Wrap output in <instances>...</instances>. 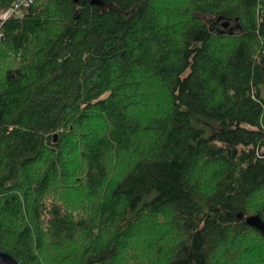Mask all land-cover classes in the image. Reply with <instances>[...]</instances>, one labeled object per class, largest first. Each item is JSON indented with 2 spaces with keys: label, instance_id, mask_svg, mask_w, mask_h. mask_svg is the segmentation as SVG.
<instances>
[{
  "label": "trees",
  "instance_id": "obj_1",
  "mask_svg": "<svg viewBox=\"0 0 264 264\" xmlns=\"http://www.w3.org/2000/svg\"><path fill=\"white\" fill-rule=\"evenodd\" d=\"M93 1L4 23L0 249L264 264V0Z\"/></svg>",
  "mask_w": 264,
  "mask_h": 264
},
{
  "label": "water",
  "instance_id": "obj_2",
  "mask_svg": "<svg viewBox=\"0 0 264 264\" xmlns=\"http://www.w3.org/2000/svg\"><path fill=\"white\" fill-rule=\"evenodd\" d=\"M93 3L99 4V5L102 4L98 0H94ZM224 26L228 27L229 22H225ZM238 217L240 219H244L248 225L255 227L256 229H258L259 231H261L264 234V220L260 217V215L255 214V215H250V216L246 217L243 213H239ZM0 264H22V263L20 261H18L10 253L5 252V251L0 249Z\"/></svg>",
  "mask_w": 264,
  "mask_h": 264
},
{
  "label": "built area",
  "instance_id": "obj_3",
  "mask_svg": "<svg viewBox=\"0 0 264 264\" xmlns=\"http://www.w3.org/2000/svg\"><path fill=\"white\" fill-rule=\"evenodd\" d=\"M35 0H14L11 5L0 12V41L4 37L3 26L11 17L22 16L24 9L29 8Z\"/></svg>",
  "mask_w": 264,
  "mask_h": 264
},
{
  "label": "bare ground",
  "instance_id": "obj_4",
  "mask_svg": "<svg viewBox=\"0 0 264 264\" xmlns=\"http://www.w3.org/2000/svg\"><path fill=\"white\" fill-rule=\"evenodd\" d=\"M3 40V39H2Z\"/></svg>",
  "mask_w": 264,
  "mask_h": 264
}]
</instances>
